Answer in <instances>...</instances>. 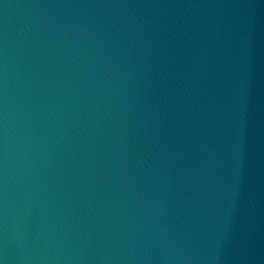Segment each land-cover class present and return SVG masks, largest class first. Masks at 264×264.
<instances>
[{
  "label": "water",
  "instance_id": "water-1",
  "mask_svg": "<svg viewBox=\"0 0 264 264\" xmlns=\"http://www.w3.org/2000/svg\"><path fill=\"white\" fill-rule=\"evenodd\" d=\"M0 264H264V0H0Z\"/></svg>",
  "mask_w": 264,
  "mask_h": 264
}]
</instances>
